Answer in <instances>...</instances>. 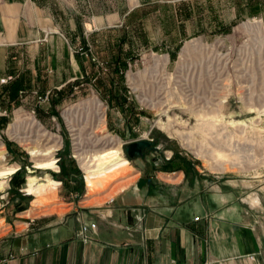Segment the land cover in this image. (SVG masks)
Masks as SVG:
<instances>
[{"label":"rangeland","instance_id":"1","mask_svg":"<svg viewBox=\"0 0 264 264\" xmlns=\"http://www.w3.org/2000/svg\"><path fill=\"white\" fill-rule=\"evenodd\" d=\"M41 4L43 36L13 55L6 73L7 85L20 80L22 87L11 98L0 84V173L16 170L0 179V245L17 231L91 217L133 175L145 186L157 172H183L243 200L235 220L252 225L261 258L249 260L264 264V0ZM139 139L157 150L129 160L125 146ZM102 150H118L131 173L87 187L83 164ZM49 158L55 169L37 168ZM248 196L258 199L255 207ZM196 215L204 212H186Z\"/></svg>","mask_w":264,"mask_h":264},{"label":"crops","instance_id":"2","mask_svg":"<svg viewBox=\"0 0 264 264\" xmlns=\"http://www.w3.org/2000/svg\"><path fill=\"white\" fill-rule=\"evenodd\" d=\"M44 11L41 0H0V77L13 55L41 39ZM139 178L127 179L103 209L88 211L91 217L76 218L94 223V230L83 234L72 220L34 233L17 231L0 245L1 264H253L254 254L259 262L252 225L235 220L243 204L235 191L221 192L202 176L191 182L183 172H157L145 186ZM248 201L250 207L258 203L252 196ZM198 209L203 216L186 217Z\"/></svg>","mask_w":264,"mask_h":264},{"label":"bare ground","instance_id":"3","mask_svg":"<svg viewBox=\"0 0 264 264\" xmlns=\"http://www.w3.org/2000/svg\"><path fill=\"white\" fill-rule=\"evenodd\" d=\"M187 45L188 44L185 45L184 50L181 52V56L186 55L185 53H187V51H188ZM260 75H262L261 77H262V80L264 81V70H262V73ZM258 111H259L260 115H264V105L259 106ZM32 125H34L36 128H41V126L35 120H32ZM105 141H106V143L112 144L115 140L111 139V137L108 136V138L106 137ZM54 149H55V147L53 146V147H50L49 149L44 150L42 153V156L51 155V152H53ZM36 152L37 151H35V149H33L31 151V154L34 155ZM120 154L121 153L118 150H112V151L111 150L110 151L102 150L101 152H99V154L93 156L92 158L90 157L83 164V169L85 171L84 181H85L87 187L103 188L105 181H107V179L113 178L112 180H120V179H123L125 176H127L128 173L130 172L129 171V162L126 159L121 158ZM2 157H3V153L1 152L0 158H2ZM53 159L49 158V159L43 161L41 164H39L37 166V168L44 169V170L55 169L56 168V166H55L56 162ZM15 171H16L15 169H12V170L8 171V173H0V179L3 180L5 176H10ZM3 182L2 181L0 182V186L3 184ZM34 183H35V179L30 178L29 179V186H27L28 187L27 192H28V194H33L35 196L39 192V190H38L39 186H35ZM109 183H111V182H109ZM49 184H53L54 186L58 185L54 181H50ZM123 186L125 187V184H123Z\"/></svg>","mask_w":264,"mask_h":264},{"label":"water","instance_id":"4","mask_svg":"<svg viewBox=\"0 0 264 264\" xmlns=\"http://www.w3.org/2000/svg\"><path fill=\"white\" fill-rule=\"evenodd\" d=\"M151 150L155 149L154 142L145 140V139H139L133 142H129L125 146V154L128 157L129 160L137 157L143 156L144 150Z\"/></svg>","mask_w":264,"mask_h":264},{"label":"built area","instance_id":"5","mask_svg":"<svg viewBox=\"0 0 264 264\" xmlns=\"http://www.w3.org/2000/svg\"><path fill=\"white\" fill-rule=\"evenodd\" d=\"M12 80V76H5L4 78L0 79V84H7L8 82H10ZM37 100L40 102H45L47 100V96H37ZM111 202V200H110ZM198 218H195V221H197ZM95 229V224H82L81 225V233L83 234H87L88 232L92 231ZM2 263V261L0 260V264Z\"/></svg>","mask_w":264,"mask_h":264},{"label":"trees","instance_id":"6","mask_svg":"<svg viewBox=\"0 0 264 264\" xmlns=\"http://www.w3.org/2000/svg\"><path fill=\"white\" fill-rule=\"evenodd\" d=\"M118 63H122V59L119 56L116 57V61H115L116 65H118ZM21 85L22 84L20 80H15L9 83L8 85L6 84V86H4V91H8V95L11 98H15L18 90L22 87Z\"/></svg>","mask_w":264,"mask_h":264}]
</instances>
